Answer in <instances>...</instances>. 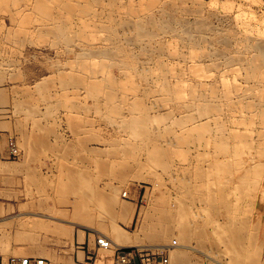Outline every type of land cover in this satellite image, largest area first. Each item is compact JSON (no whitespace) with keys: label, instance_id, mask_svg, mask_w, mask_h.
<instances>
[{"label":"rangeland","instance_id":"1","mask_svg":"<svg viewBox=\"0 0 264 264\" xmlns=\"http://www.w3.org/2000/svg\"><path fill=\"white\" fill-rule=\"evenodd\" d=\"M35 1L0 0V241L6 244V249L0 250V264H7L12 258L21 257L45 258L50 264H115L116 249L101 250L95 246V238L99 234L114 241L112 229L115 227L126 233L131 240L142 241L140 244L121 247L122 249L137 247L165 253L170 258V264H235L234 257L221 241L219 228L226 225L232 216L238 219H255L259 213L254 207V200L251 201L248 196L242 200V195L235 191V195H226V200L231 204L235 203V206L231 211L228 209L230 212L222 211L221 214L222 212L217 211L220 213L218 214L201 201L178 198L174 192L176 183L187 179L194 181L198 168L206 170L213 163L219 166L224 163L221 167L229 169V164H225L227 155L220 149V145L212 144L210 147L200 148V153L206 154L203 160L196 159L199 155L196 148L181 147L182 149L177 148L176 151L173 149L174 155L167 161V167L140 168L138 165L146 161V151L133 143L136 147L131 145L126 149L130 154L127 152L129 158L126 156L124 159L127 166L115 172L109 169L108 163L113 161V156H107L105 152L110 148L108 141L115 140L124 133L120 120H112L103 111H99L97 108L103 105V100L91 96L87 93L88 90L82 87L61 86L58 76L63 70L75 71L79 76L81 74L85 81L90 79V75L85 74V70L76 64L81 52L77 43L66 45L55 39L51 33L39 30V25L43 26L46 21H43L42 13L35 9ZM200 1L205 14L215 18L219 28H232V33L236 32L241 38L248 36L244 34L264 38V0ZM177 2L179 3V0ZM187 2L189 6H194L195 0ZM24 8L29 11L21 10ZM18 10L21 17L16 14ZM27 14L30 17L26 16ZM28 18L31 20L24 24ZM80 20L79 17L69 20V25L72 26V29L68 30L69 33L77 31ZM23 28H26V34ZM31 29L35 31L32 30L31 33ZM162 36L168 43L173 42L172 46L170 45L172 49H175L174 45H177L176 50L179 51L185 47L181 52H184L185 56L190 55L191 47L188 46V51L187 45ZM216 46L222 48L221 45ZM138 49H133L137 52L139 63L136 73L142 77L134 76L136 81L132 80L137 83L135 89L137 88L140 96L146 91L141 101L150 108L149 113L152 116L172 112V117L166 118L168 121L165 119L153 126L162 129L172 125L173 119H180L191 111L182 108L175 100L168 102L160 93L148 91L156 84L157 79L146 78L147 72L142 65L145 58L138 53ZM163 60L168 66L173 67L174 64L179 71L185 70L187 65V68L191 66L189 60L182 58L178 59V62L172 57H165ZM210 64L206 61L200 65L204 74L208 72L209 76L208 78L204 75L207 76L206 79L201 77L200 80L214 81L220 77L219 73H224L226 82L231 86H247L241 66L228 67L220 60L219 68L214 71L210 69ZM204 65L206 68L210 67L211 71H207ZM139 67L143 69L140 70ZM108 71L114 78L119 79L122 76L121 67L118 65L111 66ZM190 77L194 79L193 76ZM174 82L173 80L172 83ZM219 84L223 87L220 79ZM222 114L220 120L227 130L239 127L232 125V120L240 118V114L227 113V109ZM256 117L255 127L251 126L253 130L247 131L250 126H245L248 128L245 129L243 125H240L239 130L254 131V138L258 130H264V121H261L264 117ZM211 124L215 128V122L212 121ZM174 128L177 132L180 130L178 127ZM12 149H17L20 156L11 155ZM137 162L139 163L136 164ZM72 172L86 174L92 186L99 192L108 193L109 187L115 186L126 196L119 193L115 204L109 205L103 201L99 204H86L80 194L70 189L67 178ZM217 174L220 176L222 173L216 172L215 178H218ZM263 178L264 174L260 180ZM152 180L162 183H159L161 190L158 186L154 188ZM161 196L169 199L173 205L180 201L188 204L189 209L185 216L192 217L193 226L184 229V232L188 233L186 241L179 238L177 233L166 240L156 242L142 237L140 228L143 213L153 212L151 206H154ZM247 201L249 202L246 203ZM247 206L251 211H247ZM124 208L127 210L124 211ZM174 241L177 245L170 247ZM85 242L90 243L92 252L95 250V259L84 260L83 254L79 260L75 258L78 248L86 246ZM251 248L255 249L259 264H264V240L254 242ZM173 252L182 255L180 262H173Z\"/></svg>","mask_w":264,"mask_h":264},{"label":"bare ground","instance_id":"2","mask_svg":"<svg viewBox=\"0 0 264 264\" xmlns=\"http://www.w3.org/2000/svg\"><path fill=\"white\" fill-rule=\"evenodd\" d=\"M187 1L179 0L178 3L177 0H36L34 4L36 8H34L42 13L43 21H46L45 24L42 22L43 26L39 25V30L51 33L55 39L66 45L78 44L81 52L77 61L75 60L76 64L85 70V74L90 75L88 77L90 79L85 81L81 78L82 75L79 76L75 71H59L61 86L82 87L88 90V94L103 100V105L97 108L99 111H103L112 120H120V127L124 133L115 140L108 141L110 148L105 152L107 156H113V161L108 163L109 169L115 172L125 168L127 162L124 159L130 155L126 149L135 144L146 151L144 152L146 161L138 165L140 168L167 167L169 164L167 161L171 159L172 154L174 155L173 149L176 151L181 147L196 148L197 153L199 152L196 159L203 160L206 154H201L200 148L210 147L212 144L220 145V149L222 148L223 153L227 155L225 164L226 162L229 164H226L230 166L229 169L221 167L224 163L221 166L213 163L206 170L198 168L194 181L190 179L177 181L175 185L173 182L174 192L178 198L197 199L216 212H230L235 206V203L231 204L226 200V195L230 193L237 192L238 195L239 193L242 195V197L240 195L241 199L248 196V199L254 200V207L259 213L255 219L252 217L238 219L230 216V221L220 226L219 231L221 241L234 257L235 264H259L255 249L251 246L258 240H264V178L260 180L261 175L264 174V130L261 132L258 130L255 139L252 138L254 131L246 132L239 128L240 125L244 128L250 126L247 131H251L256 125V116L264 117V38L253 37V34L252 36L244 34L248 36L241 38L236 32L232 33V28V30L228 27L219 28L215 18L205 14L200 0H195L194 6H189ZM18 12L20 11L16 12L17 15ZM32 14L34 15V12ZM19 15L21 17V14ZM26 16L30 17L28 14ZM74 17L81 18V24L77 27V31L74 29L75 33L73 31L74 35H72L68 31L69 28L72 29L69 20ZM29 19H25L24 24H28ZM22 30L24 33L27 32L26 28ZM32 30L35 31L31 29V33ZM162 35L187 45V50L188 46L191 47L190 55L185 56L184 52H181L185 47L180 48L179 51L176 50L177 45H174L175 49H172L173 42L168 43L162 39ZM216 45H221L222 48ZM134 48H139L138 53L145 58L143 64L141 60V64L147 72L144 73L146 78L157 79L156 84L149 87L148 91L162 94L168 102L175 100L182 108L191 111L189 114L180 119L176 118L177 120L173 119L172 125H167L165 128L153 127L167 116L172 117V112L152 116L149 113L150 108L142 103V95L146 94V91L140 96L137 88L135 89L137 83H134L136 79L134 76L139 75L136 73L139 63ZM83 54L85 56H82ZM165 57H172L177 62L181 58L189 60L191 66L187 68V65L185 70L179 71L174 64L173 67L168 66L163 60ZM220 60L228 67L241 66L244 69L247 86L239 84L231 86L226 82L224 73H219L220 77L212 79L214 81L200 80L201 77L206 79L208 76V72L204 74L200 65L209 61L211 63L209 68L217 71ZM113 65L121 67L122 76L119 79L112 77L108 71ZM177 65L182 66L178 63ZM209 68L207 66V71ZM188 76H193L194 79ZM139 77L142 75L140 74ZM219 79L221 83L223 82V87L219 86L221 85ZM226 109L227 113L241 115L240 118L236 117L238 119L232 120V125L235 124L239 126L238 128L227 130L223 126L224 123L220 118ZM212 121L216 124L215 128L211 124ZM261 121L263 122L264 119ZM252 125L254 126L251 129ZM174 126L180 130L177 132ZM16 156H20L18 151ZM216 172L222 174L220 176L217 174L218 178H215ZM67 182L70 183V189L84 198L86 204H99L103 201L110 205L116 203L119 193L126 196L124 192H120L119 187L115 186L109 187L108 193L97 191L84 173L72 172ZM151 182L154 188L159 187V183L162 184L160 181ZM249 208L247 206V211ZM151 209L153 212L143 213L140 228L142 237L156 242L166 240L177 233L182 240L188 239V233L186 234L184 229L192 227L193 220L192 217L185 216L189 209L187 203L180 201L173 205L169 199L161 196ZM126 210L124 208V211ZM112 231L116 242L115 240L110 242L114 249L142 242L140 239L131 240L117 227ZM5 249L6 244L0 241V250ZM182 258L181 254L173 252L174 263L180 262Z\"/></svg>","mask_w":264,"mask_h":264},{"label":"built area","instance_id":"3","mask_svg":"<svg viewBox=\"0 0 264 264\" xmlns=\"http://www.w3.org/2000/svg\"><path fill=\"white\" fill-rule=\"evenodd\" d=\"M11 155H17V149L11 150ZM83 245V244H82ZM177 243L174 241L170 247L176 246ZM95 246L101 250H111L112 244L110 240L106 237L98 235L95 238ZM81 249L83 247H80ZM95 259L93 255L87 260ZM115 264H170V258L168 254L156 253L146 249L125 248L116 249L114 254ZM1 264H4L1 262ZM7 264H50V261L45 258H31V257H21L12 258L7 261Z\"/></svg>","mask_w":264,"mask_h":264},{"label":"crops","instance_id":"4","mask_svg":"<svg viewBox=\"0 0 264 264\" xmlns=\"http://www.w3.org/2000/svg\"><path fill=\"white\" fill-rule=\"evenodd\" d=\"M85 245L86 246H84L82 249L81 248H78V250L76 251L75 258H77V260H79L81 254H83L82 256H83V259L84 260L89 259L90 258V255H93L94 256V254H95L94 251L95 250L93 252L90 250V243L89 242H85Z\"/></svg>","mask_w":264,"mask_h":264}]
</instances>
